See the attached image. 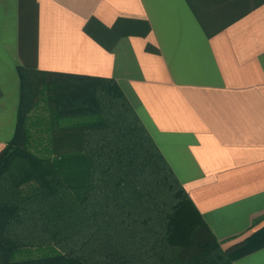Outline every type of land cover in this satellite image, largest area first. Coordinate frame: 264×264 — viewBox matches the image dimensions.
I'll list each match as a JSON object with an SVG mask.
<instances>
[{
    "label": "crops",
    "instance_id": "crops-1",
    "mask_svg": "<svg viewBox=\"0 0 264 264\" xmlns=\"http://www.w3.org/2000/svg\"><path fill=\"white\" fill-rule=\"evenodd\" d=\"M19 66L116 81L221 245L259 232L234 264H264V0H0V154Z\"/></svg>",
    "mask_w": 264,
    "mask_h": 264
},
{
    "label": "trees",
    "instance_id": "trees-1",
    "mask_svg": "<svg viewBox=\"0 0 264 264\" xmlns=\"http://www.w3.org/2000/svg\"><path fill=\"white\" fill-rule=\"evenodd\" d=\"M18 70L16 132L0 154V264H234L252 250L259 232L221 245L116 81L67 96L77 84L58 80L75 75L39 71L38 83ZM43 86L53 96L34 119Z\"/></svg>",
    "mask_w": 264,
    "mask_h": 264
},
{
    "label": "rangeland",
    "instance_id": "rangeland-1",
    "mask_svg": "<svg viewBox=\"0 0 264 264\" xmlns=\"http://www.w3.org/2000/svg\"><path fill=\"white\" fill-rule=\"evenodd\" d=\"M36 77H38L39 78V80H38V83H40V81L42 80V77L40 76V75H38V76H36ZM52 77L53 76H47L46 78V80H51L52 79ZM45 80V79H44ZM74 80L75 79H69V78H60L58 81H59V83L58 84H75L74 83ZM43 84H44V81H43ZM47 84V83H46ZM64 90H65V92H66V95L67 96H69L70 95V93L69 92H71V94L72 93H79V92H81V90H82V87L81 86H78V85H76V86H70V85H68L67 87H65L64 88ZM40 99H39V104L41 105H39L36 109H33V111H32V113H31V118H34V119H36V117H37V115H39V114H41V113H43V107L45 106V103H46V97H47V95L48 94H50V95H52L53 96V93H50V90H47V88L45 87V86H43L42 88H41V90H40ZM2 213V215H0V226H1V224H2V216H4V213L3 212H1L0 211V214Z\"/></svg>",
    "mask_w": 264,
    "mask_h": 264
}]
</instances>
